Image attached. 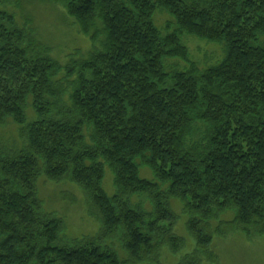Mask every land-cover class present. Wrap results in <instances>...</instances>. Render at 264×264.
I'll use <instances>...</instances> for the list:
<instances>
[{
	"label": "trees",
	"instance_id": "1",
	"mask_svg": "<svg viewBox=\"0 0 264 264\" xmlns=\"http://www.w3.org/2000/svg\"><path fill=\"white\" fill-rule=\"evenodd\" d=\"M53 1L93 44L66 66L33 27L0 12V126L12 120L23 144L0 145V264H159L152 255L186 247L172 200L196 242L184 264H219L216 236L263 238L264 0ZM159 11L173 18L164 30ZM185 35L222 43L224 58L200 69ZM168 60L188 67L169 71ZM41 176L88 193L97 239L64 243V220L42 210ZM144 196L150 209L133 202Z\"/></svg>",
	"mask_w": 264,
	"mask_h": 264
},
{
	"label": "rangeland",
	"instance_id": "2",
	"mask_svg": "<svg viewBox=\"0 0 264 264\" xmlns=\"http://www.w3.org/2000/svg\"><path fill=\"white\" fill-rule=\"evenodd\" d=\"M0 12L8 11L16 16L20 26L33 27L37 38L45 46L51 49V57L62 66H66L74 60V55L80 52L87 56L93 48L88 36L82 33L76 20L68 15L62 5L53 0H0ZM31 21V22H29ZM173 22V18L166 12L159 11L155 16L156 25L164 30L167 23ZM183 43L191 53V60L204 70L217 65L224 58V45L201 40L195 36L185 35ZM260 44L264 46V37L260 38ZM78 58L81 55H77ZM188 65L181 60H168L167 70H184ZM64 74H60L57 80ZM29 121L36 115L30 108L27 111ZM0 145L7 149L20 150L23 147L19 136V127L8 120L7 124L0 126ZM16 148V149H14ZM140 176L143 179L155 180L153 172L140 161ZM38 195L41 201L42 210L46 213L55 214L64 220V231L61 238L66 244H76L84 240L97 239L101 223L98 217L91 216L94 211L88 193L69 178L62 181H51L41 176L37 181ZM104 188L109 195L115 192L112 170L106 165V176ZM161 192H166V186L161 187ZM150 199L144 197L133 198V202H143V205L150 209ZM171 206L179 219L174 228V234L183 238L186 247L178 254H173L168 248H164L158 255L151 258L159 264H184V258L192 254L196 242L187 229L189 216L185 213L183 205L178 200H172ZM96 212V211H95ZM231 213L222 215L221 222H228L233 219ZM212 228L216 230L219 226L217 221L211 222ZM116 242V241H115ZM116 248L123 258L125 253ZM213 252L219 257V264H264V237L249 239L245 234L234 233L227 238L216 236L211 246ZM154 264V263H153ZM201 264H212L203 258Z\"/></svg>",
	"mask_w": 264,
	"mask_h": 264
}]
</instances>
